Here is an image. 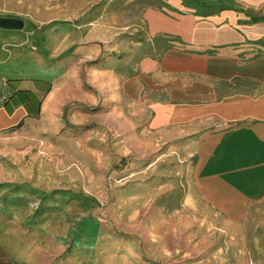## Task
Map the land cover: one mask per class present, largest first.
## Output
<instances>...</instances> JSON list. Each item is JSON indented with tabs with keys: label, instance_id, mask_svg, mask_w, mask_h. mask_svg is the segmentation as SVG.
Segmentation results:
<instances>
[{
	"label": "rangeland",
	"instance_id": "obj_1",
	"mask_svg": "<svg viewBox=\"0 0 264 264\" xmlns=\"http://www.w3.org/2000/svg\"><path fill=\"white\" fill-rule=\"evenodd\" d=\"M146 5L0 0V100L15 79L50 80L52 93L0 134V240L18 264H264V203L229 222L194 196L188 161L166 145L176 132L150 130L126 100L70 96L87 63L145 43ZM91 45L98 56L82 53Z\"/></svg>",
	"mask_w": 264,
	"mask_h": 264
},
{
	"label": "crops",
	"instance_id": "obj_2",
	"mask_svg": "<svg viewBox=\"0 0 264 264\" xmlns=\"http://www.w3.org/2000/svg\"><path fill=\"white\" fill-rule=\"evenodd\" d=\"M142 21L145 43L125 59L87 63L70 96L126 100L150 130L176 132L166 145L188 161L194 196L229 222L252 217L264 203V0H147ZM82 53L99 55L92 45ZM50 85H6L0 134L34 118ZM0 264H18L1 240Z\"/></svg>",
	"mask_w": 264,
	"mask_h": 264
},
{
	"label": "water",
	"instance_id": "obj_3",
	"mask_svg": "<svg viewBox=\"0 0 264 264\" xmlns=\"http://www.w3.org/2000/svg\"><path fill=\"white\" fill-rule=\"evenodd\" d=\"M0 23H2V22H0ZM4 24V26L5 27H8V28H15V27H17V26H22V22L21 21H12V20H7V21H4L3 22Z\"/></svg>",
	"mask_w": 264,
	"mask_h": 264
},
{
	"label": "trees",
	"instance_id": "obj_4",
	"mask_svg": "<svg viewBox=\"0 0 264 264\" xmlns=\"http://www.w3.org/2000/svg\"><path fill=\"white\" fill-rule=\"evenodd\" d=\"M64 111H65V110H64ZM37 112H38V109H36V114H37ZM36 114H35V115H36ZM34 117H35V116H34Z\"/></svg>",
	"mask_w": 264,
	"mask_h": 264
}]
</instances>
